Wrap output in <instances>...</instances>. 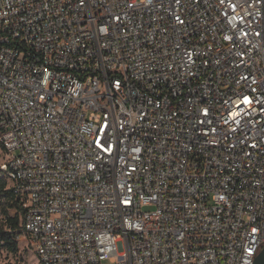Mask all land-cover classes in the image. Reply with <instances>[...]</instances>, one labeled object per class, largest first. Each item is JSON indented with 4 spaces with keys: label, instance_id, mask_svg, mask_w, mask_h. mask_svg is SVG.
Instances as JSON below:
<instances>
[{
    "label": "built area",
    "instance_id": "2783aa9c",
    "mask_svg": "<svg viewBox=\"0 0 264 264\" xmlns=\"http://www.w3.org/2000/svg\"><path fill=\"white\" fill-rule=\"evenodd\" d=\"M0 146L42 264H254L264 0H0Z\"/></svg>",
    "mask_w": 264,
    "mask_h": 264
},
{
    "label": "trees",
    "instance_id": "16d2710c",
    "mask_svg": "<svg viewBox=\"0 0 264 264\" xmlns=\"http://www.w3.org/2000/svg\"><path fill=\"white\" fill-rule=\"evenodd\" d=\"M0 154L3 155L1 146ZM0 214L4 216L5 220V223L0 227V247H5L11 252H16L18 250L19 242L17 235L20 233L23 210L20 206L19 200L13 192V189L10 187L9 180L4 176L1 170Z\"/></svg>",
    "mask_w": 264,
    "mask_h": 264
},
{
    "label": "rangeland",
    "instance_id": "374dc122",
    "mask_svg": "<svg viewBox=\"0 0 264 264\" xmlns=\"http://www.w3.org/2000/svg\"><path fill=\"white\" fill-rule=\"evenodd\" d=\"M0 154V161L2 159ZM9 184V183H8ZM147 210L153 209V206L147 207ZM5 223L4 216L0 214V227ZM0 264H42L35 252L26 244L25 239L18 242V250L11 252L5 247H0ZM102 264H114L110 259L103 261Z\"/></svg>",
    "mask_w": 264,
    "mask_h": 264
},
{
    "label": "snow or ice",
    "instance_id": "6c2138e0",
    "mask_svg": "<svg viewBox=\"0 0 264 264\" xmlns=\"http://www.w3.org/2000/svg\"><path fill=\"white\" fill-rule=\"evenodd\" d=\"M242 19V18H241ZM246 35V34H245ZM257 35H259V33H257ZM243 103L247 104V103H250L249 99L247 97L244 98L243 100ZM237 107H239V105H237ZM240 113H230V116L231 117H234V116H238ZM205 115H207V110H205ZM226 123L228 122L227 120L225 121ZM239 121H237L238 123ZM211 131H215V129H211ZM105 151H110V148L108 149H105Z\"/></svg>",
    "mask_w": 264,
    "mask_h": 264
},
{
    "label": "water",
    "instance_id": "95a60500",
    "mask_svg": "<svg viewBox=\"0 0 264 264\" xmlns=\"http://www.w3.org/2000/svg\"><path fill=\"white\" fill-rule=\"evenodd\" d=\"M254 264H264V246L261 249V251L258 253V255L256 256Z\"/></svg>",
    "mask_w": 264,
    "mask_h": 264
}]
</instances>
